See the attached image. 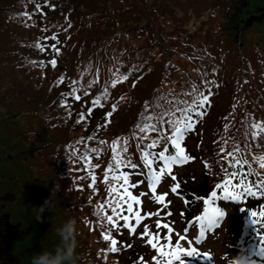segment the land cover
Listing matches in <instances>:
<instances>
[{
  "label": "trees",
  "instance_id": "trees-1",
  "mask_svg": "<svg viewBox=\"0 0 264 264\" xmlns=\"http://www.w3.org/2000/svg\"><path fill=\"white\" fill-rule=\"evenodd\" d=\"M177 3L178 0H0V264H29L35 254L51 250L58 241L55 230L69 216L80 221L78 264H155L152 257L157 253L140 233L145 223L155 233L157 217L142 221L131 235L123 228L113 230L118 242L115 253L107 252L109 242L101 238L105 228L93 212L106 197L101 181L110 153L93 159V165H99L95 193L87 188L90 180L81 179L86 173L71 153L82 150L85 145L77 141L89 136L93 139L87 142L88 147H100L96 143L99 140L111 144L125 136L145 101L169 90L178 93L193 82L200 85L203 73L219 87L213 86L205 117L182 145L194 159L174 166L177 180L166 177L161 182L166 185L162 193L157 186L158 195L170 192L164 201L167 209L151 200L146 183L133 189L135 195L148 193L141 197L142 214L160 210L165 216L170 211L173 215L165 219L177 217L178 226L192 230L198 239L200 228L195 218L203 214V200L213 190L220 194L215 189L224 177L215 163L220 147L227 151L235 144L247 146L248 151L239 154L252 166L250 182L264 179V169L252 158L264 155V133L254 140L249 135L252 123L264 124V0H185L183 10L176 8ZM36 4L41 5L39 13L35 12ZM22 12L35 13L28 22H35L34 26H23L17 15ZM176 12L186 18L177 20ZM45 27L47 31H41ZM53 34L61 42L59 56L50 47L56 41L45 39ZM38 39L46 45L43 53L29 47ZM53 58L57 59L55 69L48 63ZM31 61H44L47 66L41 69ZM118 67L123 73L139 71L112 88L110 82ZM61 76L64 80L58 84ZM93 79L98 83L84 97L83 89ZM71 80L79 81L82 99L69 97V109L62 106L61 97L71 91ZM106 86L109 100L103 108H95L87 115L92 99ZM118 100L120 106L108 118L110 123L98 129V125L107 123L106 113ZM81 112L85 120L76 124ZM205 161L210 163L211 171L204 167ZM228 162L225 159V164ZM192 163L196 167L189 171ZM132 179L135 182L141 178ZM176 183L181 187L173 194L171 187ZM53 191L52 206L45 208L40 218L38 208ZM172 200L176 203L174 212L169 207ZM214 203L227 215L217 218V225L205 227L200 244L220 240L226 264V257L243 255L247 242L252 241L250 261L264 262V230H259L249 215L260 210L264 197L218 199ZM172 228L173 241L185 235L182 246L188 248L187 235ZM191 247L201 253L192 242ZM197 258L198 254L182 255L174 264H200ZM200 262L209 264L202 259Z\"/></svg>",
  "mask_w": 264,
  "mask_h": 264
},
{
  "label": "snow or ice",
  "instance_id": "snow-or-ice-1",
  "mask_svg": "<svg viewBox=\"0 0 264 264\" xmlns=\"http://www.w3.org/2000/svg\"><path fill=\"white\" fill-rule=\"evenodd\" d=\"M40 10L41 5L36 4L35 12L39 13ZM34 14L22 12L17 15L24 27H30L35 24V22L32 25L28 23L32 21ZM71 27V23L68 22V28ZM41 31H47V28H42ZM64 31H67V29H64ZM45 39L56 41L50 47L53 53L59 56L60 49L58 45L61 42L58 40L57 35L53 34L50 37H45ZM29 47L43 53L46 45H43L38 39ZM31 63L41 69L47 66L44 61H40L38 64L35 61H31ZM48 63L55 69L57 59L53 58ZM137 71L139 69H131L128 73H123L118 67L113 73V79L110 82L111 87L115 88L119 83L127 81ZM81 77H83V72ZM206 77L207 73H203L200 85L193 82L182 88L178 93L169 90L166 93H160L150 101H145L138 119L130 131L125 136L114 139L111 144L99 140L96 143L100 147H88L87 142L93 139L92 136L77 141L78 144L85 146L82 150H73L71 155L75 163L86 173L81 179L90 180L87 188L91 189L93 193L96 192V168L99 167V165H93V159L102 157L104 153H110L101 181L105 185L106 197L104 202L98 204L93 212V215L101 221L100 226L105 228L101 232V238L103 241L109 242L107 252L115 253L118 251V242L113 238V230L119 231L123 228L131 235L137 232L142 221H146L150 217H157L155 220V233L150 231L146 223L143 226L142 233H140L141 238L145 239L147 245L154 249L159 257H152L155 264H174V262L181 260L182 255L199 254L195 248L191 247V242H189L188 248L182 246V242L186 239L185 235H179V238L173 241V228L167 222L162 223L166 217L173 215L172 212H167L165 216H161L160 210L142 214L140 210L141 197H146L148 193L140 192L139 195H135L133 189H137L146 183L147 189L151 193V200L156 205H162L164 209L168 208V204L164 203L167 193L158 195L157 186L169 176L172 181H176L177 177L173 175L174 166L186 165L194 159L186 153L185 147L182 145L186 137L195 131L198 122L205 117L210 107L213 86L219 87L216 81H209ZM140 78L142 77H138V79ZM63 80L64 77L61 76L57 83H62ZM78 83L77 80L70 81L71 91L62 94V106L71 108V105L66 103L69 97L75 101L82 99V96L78 94L80 93V88L77 87ZM97 83L96 79L89 81L83 89V96L87 97L89 91ZM133 87H135V82ZM109 98L110 91L109 87L106 86L99 95L92 99V107L87 109V115L90 116L95 108H103ZM119 106L120 101L118 100L112 105L111 110L106 113L105 120L107 123L98 125V129L107 127V124L110 123L108 118L118 110ZM71 114V111H69V116ZM84 120L85 113L81 112L76 124H80ZM227 129L228 125L226 124L225 130L227 131ZM261 133H264V124L252 123L250 125L249 135L252 140ZM242 150L244 152L248 151L247 146L242 148L240 144H235L232 150L226 151L225 147H220L215 153L218 157L215 163L220 166V171L224 173V177L222 182L215 184V189H219L220 194L216 190L211 191L208 198L203 200V214L195 218L200 228L199 238L196 240L197 244L203 239L205 227L217 225V218H224V211L215 206L214 202L216 200L241 201L248 197H264V179H261L259 183L250 182L253 169L248 159L239 154ZM252 158L259 163L261 169H264V155L258 154ZM225 159L229 161L227 164H225ZM245 166H247V171H245ZM204 167L211 171V165L208 161L204 162ZM133 177H140L141 179L133 182ZM180 187V183L174 184L171 187V192L176 194ZM184 203L188 204L189 200L185 199ZM106 209L107 211H105ZM249 215L252 223L259 230H264V204L261 205L258 212L251 211ZM163 230H166V233ZM261 233V241L264 242V231H261ZM161 240L166 241V243H161ZM204 256L212 259L210 255L205 254Z\"/></svg>",
  "mask_w": 264,
  "mask_h": 264
},
{
  "label": "clouds",
  "instance_id": "clouds-1",
  "mask_svg": "<svg viewBox=\"0 0 264 264\" xmlns=\"http://www.w3.org/2000/svg\"><path fill=\"white\" fill-rule=\"evenodd\" d=\"M55 192L53 191L52 196L46 199L44 204L38 208L40 218V214L43 213L45 208H51L52 201L55 199ZM226 215L227 213L224 211V217ZM79 224L80 221L77 217L69 216L55 230V234L58 237L57 244L51 250H43L32 256L29 264H78L80 259L77 253L79 247ZM226 264H253V262L246 261L242 255L238 254L232 259L226 257Z\"/></svg>",
  "mask_w": 264,
  "mask_h": 264
},
{
  "label": "rangeland",
  "instance_id": "rangeland-1",
  "mask_svg": "<svg viewBox=\"0 0 264 264\" xmlns=\"http://www.w3.org/2000/svg\"><path fill=\"white\" fill-rule=\"evenodd\" d=\"M184 3H185V0H178V3H177V9L179 10H183V6H184ZM185 11V9H184ZM177 15H178V18L177 20H180V19H185L186 16L185 15H182V14H179L178 12H176ZM194 166L196 167V164L195 163H192V166L189 168V171H194ZM181 171L178 170V173H180ZM166 185L164 184H160L159 185V190L158 192L159 193H162L166 188H165ZM168 196L170 195V192L168 191ZM102 197H105V193H103L101 195ZM169 207L171 208V210L174 212L176 210V203L175 201H170L169 202ZM163 214V212H162ZM229 219H230V216H229ZM166 220L165 222L169 223L171 227H175L177 229V232L179 231L180 233H183V234H186L187 237L190 239V242H192L198 250L201 251L200 254H198L199 256V259L197 258V262H199L200 264H202L200 262V260H206L209 262V264H225L224 262V258L222 257V254H221V249H220V240H209L208 241V244L205 243L204 241L202 243H204L203 245H201L200 243L197 244L196 243V240L197 238L195 236H193L192 234V230L190 231H185V229L182 227V226H178V221H177V217L175 219H172V220H167V219H164ZM175 234V233H174ZM221 234V232H220ZM141 249V247H139ZM202 250H204L205 252H203ZM205 254L207 255H210L212 257V259H205ZM246 261H250V259H247ZM178 262V261H176ZM253 264H264V262H256V263H253Z\"/></svg>",
  "mask_w": 264,
  "mask_h": 264
},
{
  "label": "water",
  "instance_id": "water-1",
  "mask_svg": "<svg viewBox=\"0 0 264 264\" xmlns=\"http://www.w3.org/2000/svg\"><path fill=\"white\" fill-rule=\"evenodd\" d=\"M252 252V243L251 241L248 242V244L246 245V248H245V256H244V259L248 258L250 256Z\"/></svg>",
  "mask_w": 264,
  "mask_h": 264
}]
</instances>
